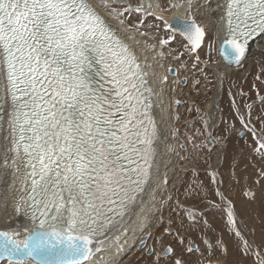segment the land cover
<instances>
[{
  "label": "snow or ice",
  "instance_id": "obj_1",
  "mask_svg": "<svg viewBox=\"0 0 264 264\" xmlns=\"http://www.w3.org/2000/svg\"><path fill=\"white\" fill-rule=\"evenodd\" d=\"M180 6L187 18L165 20L171 35L159 39V50L151 45L161 57L179 36L180 55L194 59L193 67L207 64L200 52L210 32L209 52L221 40L219 52L229 65L239 66L252 43L264 46V0H222L218 15L205 22L193 15V0ZM166 10L159 0H0V127L6 132L0 174L3 198L11 199L19 218L0 229V264H102L105 241L119 245L117 233L127 231L154 198L162 163L154 91L120 33L147 36V17L163 19L159 13ZM134 13L140 15L130 21ZM238 116L264 159V121L257 129L250 117ZM217 195L245 254L264 264V255L243 239L231 201L219 190ZM179 207L198 223L193 209ZM182 228L183 221L173 228L168 220L155 238L160 250H148L152 264H188L177 246L199 251ZM166 238L175 243L165 245ZM140 243L147 247L146 240ZM204 243L211 254L210 239Z\"/></svg>",
  "mask_w": 264,
  "mask_h": 264
},
{
  "label": "rangeland",
  "instance_id": "obj_2",
  "mask_svg": "<svg viewBox=\"0 0 264 264\" xmlns=\"http://www.w3.org/2000/svg\"><path fill=\"white\" fill-rule=\"evenodd\" d=\"M159 1L167 9L159 13L163 19L147 17L148 24L152 25L147 36L133 32L137 39L142 40V47L151 51L153 56L151 55L150 61L155 72L161 68L164 74L169 62L170 67L179 70L180 80L187 79L185 87L181 86L180 81L177 82L180 90L174 88L172 100L170 99L171 108L166 107L168 115H171L168 118L171 120H164V123L167 122L165 125L169 123L171 127H163L164 133L167 132L165 136L174 142L172 143L175 148L177 147L180 174L174 186L170 187L171 190H166L160 201L161 210L153 220V227L147 229L141 237V240H144L151 233V238L147 239V247L141 251L139 243L129 262L123 264H152V257H149L147 252L151 247L160 250V246L155 244V238L163 234L170 218L173 228L179 227L183 221L182 234L199 249L189 253L177 246V254L185 258L188 264H256L257 257L246 255L243 241L230 231L226 204L217 195V190L231 201L234 218L243 239L252 245L254 251L264 255V177L260 175L264 169V159L253 151L256 143L251 133L242 126L238 116L239 113L245 119L250 117L257 129L264 121V100L261 99L264 97V59L254 57L242 69L223 76L226 71L223 67H218L220 56L217 40L214 50L209 52V44L212 43L215 32L209 33V39L200 52L201 59L207 60L208 63L200 64L199 67L192 66L195 61L189 58L188 54L180 55L184 48L179 36L170 42L171 47L163 57L155 54L151 45L156 44L159 50V39L171 35L164 27V21H168V11L184 8L180 6L182 3L178 4L179 0ZM131 2L135 4L138 0ZM193 3L195 16L198 15V8L201 7L203 11L202 16H197L198 21H207L205 15L208 7L202 8L200 0H193ZM173 4L177 7H171ZM138 15L140 14L134 13L128 19L134 21ZM216 71L224 78V88L222 109L220 115L214 117L217 120L212 126L209 101L217 82L213 74ZM218 155H222V163L216 168ZM179 205L193 209L197 214L198 223L191 224ZM206 238L210 239L212 244L211 254L208 245L204 243ZM218 242L223 243L227 249L226 253ZM164 243L174 244L175 241L166 238Z\"/></svg>",
  "mask_w": 264,
  "mask_h": 264
},
{
  "label": "bare ground",
  "instance_id": "obj_3",
  "mask_svg": "<svg viewBox=\"0 0 264 264\" xmlns=\"http://www.w3.org/2000/svg\"><path fill=\"white\" fill-rule=\"evenodd\" d=\"M221 2L222 0H200V5H202V8L208 7L207 14L205 15L206 19H208L209 17L218 15L220 10L216 8L215 6L217 3H221ZM181 3L183 4L184 0H179L178 4H181ZM201 12L203 11L200 7L197 10V14H198L197 16H202ZM104 15H105V18L108 19L113 25H115L118 29L120 28V25L118 24L117 21L113 20L112 17L108 16L107 13H104ZM187 15L188 13L185 7L175 8L171 11H168L167 19L169 21L174 16L182 18V19H186ZM197 16H195V18L198 20ZM199 20H201L200 17H199ZM120 34H121L122 39H124V41L129 45L130 49H132L136 53V56L138 60L140 61L141 67L147 71L148 73L147 79L149 80V83L151 84L153 91H154V95L152 97L154 101L153 114L156 118L157 128L159 129L160 134H161V141L159 144V151H160L159 159L162 161V163L159 169L160 182L154 189V198L148 199L146 203L144 204L143 209L138 210L137 214L132 217V219L129 221V224L127 226V231H125L123 234L117 233V235H120L119 245H116L115 243H112L111 241H105V244L107 245V249L104 252L99 254V256L102 258V264H123V262L125 263L129 262L130 256H133L134 249L138 247L140 240L142 239L141 237L145 234L147 229H151V227H153L154 225L153 220L157 216V214H159L161 210L160 201L162 200L163 196L166 194L167 192L166 190L168 189L171 190V188L174 186L175 181L178 179V174H180L179 173L180 171L179 163H178L179 161L177 157L179 154L176 153L178 151L176 149L177 147L175 148L173 146L174 142L170 140V138L165 136L167 132L164 133V130H163L164 126L171 127V125H168L169 123L165 125V123L167 122L164 123V120L168 119L167 121H169L170 118H168V116H171V115H168L166 107L167 106L170 107L171 106L170 104H172L170 103V99L172 98V93L174 91V88L177 90L180 88L177 86V82H179L181 78L179 70H178L177 77L171 76L169 73L170 64H168L169 63L168 62L167 63L168 67L165 69L164 74L162 73L161 68H159V70L155 72L154 67L150 61V57L152 53L151 51H147L145 50L144 47H142V44H141L142 40L137 39V35L133 31L129 33L121 32ZM129 36H131V38H129ZM221 37H222V34H221ZM217 44H218V52H219L221 40L217 39ZM254 57H260L264 59V46H261L258 42L251 44V48L247 52L246 59L240 66L236 67L234 65H229L221 57H219L218 67L220 68L223 67L226 71L224 72L223 76H228L242 69L245 66V64H247L248 61H250ZM148 63L150 67H148ZM213 74L217 82L215 84L213 94L209 101V115L211 117L212 126L217 120V118H214V117L220 115V111L222 109V105H221L222 99L221 98H222V93H223V88H224V85H223L224 78L220 77V72L216 71V73H213ZM165 77L167 79H164ZM3 123H4L3 121H0V124H3ZM166 130L169 131V129H166ZM210 131L211 129L209 130V132ZM169 134L170 133H168V135ZM5 135H6V132L4 131L2 127H0V154H2L3 148L6 143L3 139ZM221 163H222V155H218L216 157V168L219 167ZM176 165L178 166L176 167ZM3 180H4V177L2 174H0V229H2L5 226V223H4L5 220L19 219L14 214L11 199L9 198L5 200L3 198L6 194ZM165 180L167 181L166 183H165ZM7 195H9L10 197V193H7ZM166 203L168 204V202ZM6 205L7 207H5ZM97 264H101V260H98Z\"/></svg>",
  "mask_w": 264,
  "mask_h": 264
},
{
  "label": "water",
  "instance_id": "obj_4",
  "mask_svg": "<svg viewBox=\"0 0 264 264\" xmlns=\"http://www.w3.org/2000/svg\"><path fill=\"white\" fill-rule=\"evenodd\" d=\"M177 18H179V17H176V16H174V17H172L170 20H169V22H171V21H173L174 19H177ZM180 19H182V18H180ZM219 56L223 59V56L220 54V52H219ZM246 56H247V53H246ZM246 59V58H245ZM245 59L241 62V64L245 61ZM224 60V59H223ZM240 64V65H241ZM239 65V66H240ZM234 66H236V65H234ZM237 67V66H236ZM170 69H171V71H169V73H170V75L171 76H173V77H177L178 76V69L177 68H175V67H170ZM180 84H181V86H183V87H185L186 85H187V79L186 78H182L181 80H180ZM147 239H148V236L144 239V240H146V243H147ZM196 245V244H195ZM196 247H197V245H196ZM144 249L145 247H143L142 245H141V247H140V249ZM148 253V252H147Z\"/></svg>",
  "mask_w": 264,
  "mask_h": 264
}]
</instances>
